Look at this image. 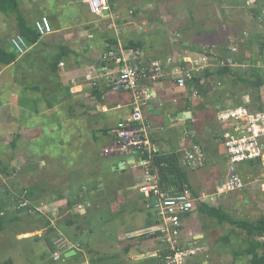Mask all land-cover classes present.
<instances>
[{"label":"rangeland","instance_id":"obj_1","mask_svg":"<svg viewBox=\"0 0 264 264\" xmlns=\"http://www.w3.org/2000/svg\"><path fill=\"white\" fill-rule=\"evenodd\" d=\"M211 2L212 0H197L193 3L192 11L196 16L191 22L194 25H191V30L185 27L170 28V33L179 31L181 35L177 37L163 35L159 38L161 44H165L168 38L186 40L196 51L187 54L194 56L201 48L204 51L207 49L215 52L213 57L208 58L210 65L207 64V68H211L212 71L216 67L215 64L228 55L232 57V61L241 62L242 65L238 68L244 70L245 75L249 76L253 71L256 74L262 73L264 77V28L260 29L257 25L238 20L236 21L238 25H234L238 38L235 32L231 36L230 33L221 30L223 27L219 26L220 22L215 10L209 9ZM20 9L23 14L33 16V19L46 15L53 30L57 29L60 32L42 36L38 46L30 45L24 54H16L17 58L14 62L0 65V203L30 193L26 196L29 203L41 210L25 213L26 209L23 208L18 213L16 210L19 209L17 208L19 199L18 203L15 202L6 208L3 229L0 231V263L11 259L12 264H83L85 261L87 264H144L142 261L129 259L131 256L135 257L137 247L143 246L135 243L138 239L136 233L147 225L149 218H152L149 212L142 208L137 198L135 185L139 180V170L117 172L111 170L116 167V163L114 167L111 166L113 162L124 159L121 155L103 156L101 153L102 146L113 140L112 129L115 125L112 127L105 125L107 122H103L102 112L97 109V105H101L102 102L97 100L96 96L76 97L75 90L68 95L71 82H68L69 78L64 73L67 57L64 58L63 65L58 66L57 74L49 69V64L60 50V45H66L76 51L84 50L86 47L84 40L78 41L74 35L80 28L87 26L90 29L88 25L93 23L86 26L80 24L91 21V13L80 0H20ZM155 9L154 5L151 7L142 5L139 11L142 17L154 15ZM166 13L167 19H170L172 12L166 11ZM206 28L211 31H207ZM16 33L18 32L15 16L0 12V47L13 50L10 38ZM112 34L111 31L101 33L99 38L109 37ZM208 42H216V44L213 46ZM237 43L239 45L235 50L229 48V45ZM89 44L99 45L97 42ZM97 48L101 47L97 46ZM103 48L105 51L114 50V46L109 44L108 47L106 44ZM117 48L119 50V47ZM148 51L151 58L154 57L152 59H161L166 49L161 53L153 51L152 48H148ZM142 54L146 60H151L146 53ZM177 56L176 58L181 61V55ZM88 57L92 60L93 54ZM78 75L79 73H72L69 76L77 78L80 76ZM227 78L217 79L212 74L207 81L208 87L218 89L217 95L224 97L218 98V101H226V104L220 105L221 108L229 105L232 94L242 93L245 89L242 83H235L232 76ZM31 85H37L39 89L29 88ZM182 93H177L176 98L188 102L197 99L196 103L193 102L200 111L206 109V105L213 104L211 99L206 98L207 94L198 93L194 98L191 94L185 96ZM259 94L264 101V84L259 87ZM243 101L245 102L244 99ZM22 102H30L32 110L29 109L30 111L26 113L25 110L19 112L18 106ZM146 110L143 111V116ZM217 110H214L215 114ZM124 112L126 109H117L105 115L108 121L110 118L113 121ZM197 116L194 125L190 128L182 121L173 118L170 124L165 123L166 136L169 137L166 146L167 149L179 151L181 154L179 164L181 163L180 166L187 171V177L191 180V187L186 185L185 187L194 189L197 193H211L224 178L225 173L218 164L221 163V155H224V152L217 151L218 146L213 142L215 136L209 131L210 124L201 123L200 115ZM19 120H23L26 126L32 125L33 130L36 127L37 130L32 132L30 138L12 137V133L17 132L20 127L18 124H22ZM150 125L154 136L162 131L157 132L158 129L153 122ZM162 134L164 135V131ZM185 136L187 141L184 140ZM218 137L219 135L216 138ZM181 139H183L182 144ZM189 141H196L207 149L208 156L204 152L203 165L183 163V151ZM216 151L221 155L218 154L213 160L210 154ZM18 159L20 163H17ZM211 162L214 167L217 166L213 168L214 172L210 169ZM242 164L243 168L239 171L246 183L244 189L206 204L223 208L224 212L236 218L255 220L264 214V188L258 187V184L264 182V179L259 177L263 169L255 164L250 166H246L247 163ZM58 189H61L62 194L66 196L70 189L88 194L90 200H87L80 210L87 211L85 215L87 221L80 217L76 218V222L81 226L80 231H76L74 225L63 221L70 217L75 218L72 216L78 213L79 204L69 208L65 202L64 208L60 207L58 210V215L54 217L51 215L50 210L53 206L50 201L58 194L56 192ZM107 199H112L113 202L109 208H104ZM200 203L196 202L189 215L182 219L183 222L181 220L184 226L183 237L187 238L189 243L200 247L199 253L193 259L191 257L188 264H231L234 251H243L251 238L264 239L256 235L250 237L243 229H237L228 221L221 222L216 217L200 212L197 209ZM43 205L46 208H43ZM69 209L74 214L69 212ZM47 218H57L60 221L57 220L56 223L45 227L49 222L45 221ZM134 220L137 222L133 223ZM35 230L39 231L36 233ZM25 231H34V234L19 235ZM195 233L202 234V237L199 235L193 238ZM54 234L72 243L78 240L80 254L72 262H65L63 255L59 260L52 258L53 249L49 242L54 238ZM225 235L229 236L227 241L222 239ZM127 245H130L128 251L125 250ZM148 246L149 244H146L145 247ZM259 251L261 252L262 249L260 248ZM237 257L239 264H248V256L245 253Z\"/></svg>","mask_w":264,"mask_h":264},{"label":"built area","instance_id":"obj_2","mask_svg":"<svg viewBox=\"0 0 264 264\" xmlns=\"http://www.w3.org/2000/svg\"><path fill=\"white\" fill-rule=\"evenodd\" d=\"M80 1L87 6L92 15L98 16L105 10L110 14L109 0ZM248 2L252 3L254 0ZM112 25L115 26L114 23L109 24ZM34 27L40 37L53 32L52 24L46 15L35 19ZM10 45L19 55L27 52L30 47L19 33L10 38ZM118 47L119 54L110 49L100 55V60L106 63L89 65L84 72V81L91 91L98 89L102 92L107 89L111 93L124 92L129 95L127 115L115 123L112 129L113 140L101 148L103 156H124V159L116 162L115 168L118 171L139 170L136 192L143 208L152 215L153 222L136 233V236L142 239L140 244L143 246L135 252V257L131 256L129 259L142 263L147 260L148 264H188L189 259L191 257L193 259L199 253L200 247L189 243L182 235L184 227L181 220L184 214L190 211L196 202H215L223 196L244 189L246 183L238 169L239 164L250 165V161L259 162V167L263 169L260 178L264 179V110H250L247 102L240 96L238 97L241 98L242 104L239 105L233 104L236 96L230 98L229 105L222 108L220 105L223 106L226 101H218L216 118L221 130L218 138L223 145L226 168L221 184L211 193L194 194L188 187L176 188L175 185L165 189L153 164L154 157L161 152L151 139V125L144 118L143 111L162 90L164 78H170L176 88L185 91L193 78L202 75L207 64L208 66L210 64L207 56L201 53L194 56L184 54L181 61L172 56L146 60L138 48L122 49L120 45ZM235 48L232 47L231 50ZM231 58L227 56L215 66L233 65ZM190 94L194 98L198 96L194 88L190 89ZM173 101L175 102L176 98ZM186 135L193 136L190 133ZM183 153L184 164L203 165L205 153L201 144L189 141ZM263 184L264 182L261 187ZM28 203L29 199L22 195L17 208L27 206ZM82 207L83 205L79 204L77 208L80 211ZM43 208L46 206L43 205ZM35 211L41 210L37 207L28 208V213ZM146 244L149 246L145 247ZM70 249L81 250L78 243L58 236L53 242L52 258L59 260L61 255ZM83 264H87L86 261Z\"/></svg>","mask_w":264,"mask_h":264},{"label":"crops","instance_id":"obj_3","mask_svg":"<svg viewBox=\"0 0 264 264\" xmlns=\"http://www.w3.org/2000/svg\"><path fill=\"white\" fill-rule=\"evenodd\" d=\"M72 1H76V0H72ZM109 1H110V5H111V11H110V15L107 18L103 19L100 16L92 17V14H91V16H90L92 18L91 21L83 22L80 24V25L86 26L90 23H93V25H88L90 29H88L86 26L84 28H80L79 30H76V33L74 36L77 37L78 41L84 40L86 47H84V50L78 49L79 51H76L75 49L71 48L72 52H70L68 54V56H66L67 59L65 61L67 63H65V65L67 67H66V71L64 70V73L70 79V80L68 79V82H71V85L69 87L70 92H67L68 95H71V92L72 93L75 92V94H77V95H75L76 97H79V96L80 97H86L88 95L93 96L91 89L87 86V83L84 81V72L89 65H98L100 63L99 62L100 61V55L105 51V49L103 47L106 44L108 45V43L106 42L107 38L117 39V44L120 46H121V43L123 44L124 42H127L129 40L139 42L140 44H142L141 45L142 50L144 51V53H146V55L149 58H151V55L148 51V48H152L153 51L155 50V51L160 52V53L166 49V51H164L165 52L164 55L161 58H166L167 56H172L174 59H177L176 58V57H178L177 55L183 56L184 54L190 53L192 51L194 53L196 52L193 49V46L189 43V41L179 40L177 38L176 39L168 38L166 40V43L162 45L161 39H159L161 36H163V35L168 36L169 35V37H171V35H172V37H177V36H180L181 33H179V31L175 32V33H170L169 28L166 26H163V23L158 21V19L161 21L163 20L161 16H158V15H145L144 16L143 15L141 17L140 11L136 10L137 7L140 6L139 5L141 3L140 0H109ZM248 1L249 0H212V2L210 4V8H209V5H208V8L215 10V13L217 14L218 20L220 22L219 26L223 27L221 30H224V32L226 31L227 34L230 33L231 36L236 33V38H238V35H237L238 33L236 32V29H234V27H235L234 25L235 24L238 25V22H236L238 20L245 21L246 23H249V24L251 23V24L257 25L260 29H261V27L264 28V15H263L264 0H254V2H252V3L248 2ZM153 5H154L153 3L147 4V6H149V7H151ZM217 10L220 11V14L218 13ZM24 16L28 22H32L33 20H35V18L33 19V16L29 17L28 15H25V14H24ZM193 16L195 18L196 14L193 13ZM140 20H142V21H140ZM111 23H114L115 26H113V25L109 26V24H111ZM230 23H232V24L230 25ZM188 25H190V24H185V25L180 24L178 26V28H184ZM190 30L191 29H189V31ZM206 30L211 31L209 28H206ZM108 31H111L113 34L110 35L109 37L105 36L104 38H99V36H101V33H105ZM53 32H60V31L55 29V30H53ZM233 32H235V33H233ZM86 38H88V39H86ZM233 39H234V37H233ZM39 41H40V39H39ZM38 42H36L35 44H33L31 46L37 45ZM92 42H97V43H99V45H102V46H99V45L94 46L92 44H89ZM210 43L213 46H215L214 44H216V42H208V44H210ZM238 45H239L238 43L232 44V45H229L230 46L229 48H231V46L237 47ZM97 46L101 47V48L98 49ZM91 47H93V48H91ZM161 49H163V50H161ZM178 52H180L181 54L180 53L178 54ZM87 54L88 55L93 54V57H95V58L92 57V60L91 59L89 60L90 57H88ZM181 56H180V58H181ZM64 58L59 62L58 66L63 65V63L65 62ZM152 58H154V57H152ZM60 63H62V65ZM241 65H242L241 62H235V63L233 62V66L235 68L241 67ZM263 68H264V65H263ZM75 72L79 73L80 76L78 75L79 77H77V78H72L71 76H69V75H72V73L76 74ZM237 82L239 83L238 80H237ZM162 83H163V84H161L162 90L160 91V93H158V95L154 99H152L150 101V104H149V105H152V107L154 109L159 108L161 110V113L160 114L148 113V111L146 110L144 112V117L150 123L153 122L155 124V127L158 129L157 132H160V130H162L160 133H157V135H155V136L150 131L151 139L155 144H157L161 153H169L171 151V149H167L168 147L166 146V140L169 137L166 136V132H167L166 128H165L166 124L164 122L163 117H164V115H169V114H172L175 112H179V111H176V108H177L176 105L177 104H175L173 102V99L176 98L177 93L180 94V92L182 93L184 91L176 88L174 86L173 82L170 80V78H164ZM214 91L208 92L209 94L207 93L206 98H208V100L211 99L212 101L218 102V98H220V96L214 97L212 95V93H214ZM237 95L242 97L245 100V102H247V103L250 100L249 95L244 90L242 93H239ZM221 98H224V97L222 96ZM196 100L197 99H193L192 101L188 102V100H182V99L176 98V102L178 101L180 105H187L188 106V109L183 110V111H190V116L192 118L191 121H193V122L196 121V118L198 117L197 114L200 115V113H201L200 109H196V106L194 105V102L196 103ZM129 101H130L129 95L127 93H124V92L111 93L109 91V93H107V92L103 93L102 100H101L102 104L97 105V109L99 108L98 110H100L102 112L103 122L104 123L107 122V124H105V125H109V126L113 127L119 119L125 117L128 113V110H129ZM187 103H189V104H187ZM32 108L33 107H32L30 102H22V103H20V106H18L19 112H23L25 110L24 113L29 112L30 111L29 109L32 110ZM218 108H219V106H216L214 104H211V105L208 104V105H206V109L204 108L203 111H206L208 109V111H212V113H214L215 112L214 110H216ZM117 109H126V112H124L120 117L115 118L113 121L111 118L108 121L105 113L112 111V110H117ZM196 110H198V112H196ZM173 119L182 121V123L184 125L186 124V122L182 118L175 117ZM173 119L171 118L168 124H170L171 120H173ZM17 120H18V118H17ZM19 121L22 122V124L21 123L18 124V126H20V127L18 128L17 132L15 131L12 133L13 134L12 137L16 136V137H20V139H25L26 137L30 138L32 132L37 130L36 127L33 130L32 125H30L31 127H29L28 125L27 126L25 125L23 120H19ZM112 127H111V129H112ZM163 131H164V135L162 134ZM183 139L180 140L181 144L183 143ZM214 139L216 142L215 141H213V142L218 146L217 151L223 153L224 149H223L222 142L219 140V138L214 137ZM184 140L187 141L186 139H184ZM202 148L204 149V152H206V155L208 156L207 149L203 145H202ZM217 151L214 154H210L211 159L214 160V157H217L218 154L221 155V153H218ZM223 162H224V155H221V163H218V164H220V168H221L222 172L224 171L223 173H225L226 168H225V170H223L224 165H225ZM17 163H20V159L17 160ZM115 163L116 162H113L111 164V166L114 167ZM212 164L213 163L211 162L212 167H210V169L217 167V166L214 167ZM244 164H246V163H244ZM242 165L243 164H239L238 169L243 168ZM246 166H250V165L247 163ZM114 169H116V168L115 167L111 168V170H114ZM211 172H214V169ZM261 175H262V173H260V176ZM220 176H221V173H220L219 177ZM188 180L191 184V180L190 179H188ZM261 184L262 183L258 184L259 188H260ZM171 185H172V187L174 186V184H171ZM262 188H264V187L262 186ZM138 201L141 203V199ZM65 202H66L65 199L50 201V204H52V206H53L50 210L51 215L53 217H54V215H58V210H60V207L64 208L63 206H65ZM141 206H142V203H141ZM69 212L73 213L72 210H70V209H69ZM79 212L82 213L83 211H79ZM57 218L45 219L46 222L49 221V222H47L48 224L45 227H48L49 225L56 223L57 220L60 221L59 220L60 217H59V219H57ZM185 218H186V216L185 217L183 216L182 219H185ZM67 220L68 219L63 220V221H65L67 224L74 225L75 230L80 231L79 230L80 228H77V227H79L77 225L80 223H78L76 221L70 223ZM137 220H134L133 223H136ZM182 222H183V220H182ZM182 225H183V223H182ZM45 230L48 231V229H46V228H45ZM35 231L37 233L39 230H35ZM33 232L34 231H25L19 235L26 233V235L30 236V233L34 234ZM19 235H17V236H19ZM199 235L202 237V234L195 233L193 238L197 237ZM57 237H58V235L54 234V238L50 239L49 243L51 244L52 249H53V241ZM66 237L68 239L70 238L68 236H66ZM77 241L74 243H78ZM78 251H75L72 255H70L67 258L63 257L64 261L65 262L66 261L72 262L74 260V258L77 257ZM78 254H80V253H78ZM71 264H75V263H71Z\"/></svg>","mask_w":264,"mask_h":264},{"label":"trees","instance_id":"obj_4","mask_svg":"<svg viewBox=\"0 0 264 264\" xmlns=\"http://www.w3.org/2000/svg\"><path fill=\"white\" fill-rule=\"evenodd\" d=\"M141 3L139 4L140 6L142 5H147L148 3H153L155 6V10H154V15H158L161 16L163 19L162 21L158 19L159 22L163 23V26L170 28L173 27H178L180 24L185 25V24H190L188 26H186L185 28L187 30L191 29V25H193V23H191L194 19L193 16V8H192V4L195 3L197 0H140ZM179 5V7H178ZM140 6L137 7V11L140 10ZM177 6V8L175 7ZM173 7V8H172ZM175 7V8H174ZM170 9V10H169ZM166 11H168L171 15H170V19H167V13ZM0 12L6 15L9 14H13L15 16L16 19V29L17 32L19 34H21L26 41L30 44L33 45L36 42L39 41L40 39V35H38L35 27H34V20L32 22H28L24 16V14L22 13L21 9H20V0H0ZM40 17V16H39ZM37 19V18H36ZM194 26V25H193ZM107 43L111 46H114V50L116 51L117 54H119L118 52V44H117V39L115 38H107L106 39ZM141 45L139 42H135L133 40H129L127 42H124L123 44L121 43V48L122 49H129V48H133V49H140L142 52H144L141 48ZM108 47V45H107ZM230 47V46H229ZM233 47V46H231ZM60 50L54 55L52 61L49 64V69L54 72L55 74L58 73V64L59 62L66 56H68V54L70 52H72L71 48L66 46V45H60ZM108 50V49H107ZM106 50V51H107ZM201 54H204L207 56V58L209 57H213L214 56V51H208L207 49L204 51L202 48L198 49ZM199 52V53H200ZM17 53L14 50H9V49H5L4 47H0V65H9L12 62H14L17 58ZM228 56V55H227ZM225 56V57H227ZM224 57V58H225ZM162 59V58H161ZM101 64L106 63L105 61H99ZM234 63L236 61H233ZM253 71L250 73L249 76L245 75L246 73H244V70L242 69H238L235 68L233 65H217V67H215L214 71L211 70V68H206V70L203 72L202 75L199 76H195L193 78V80L188 84V87L186 88V90L184 91L185 93L182 95H188L190 94V89L194 88V90L197 91V93L199 94H204L206 95L208 92L210 91H214V87H208V80L209 77L214 74L215 77H217V79H228V76H232L234 78V82L236 83L237 80L243 84V87H245L244 91L249 95L250 100L247 103V106L250 110L252 111H263L264 110V101L261 98V95L259 94V87H261V85L264 84V77L263 74H256L253 73ZM29 88L32 89H39V86L37 85H31ZM247 88H250V90H246ZM223 89V88H222ZM218 90V89H216ZM214 91V93H212V95L214 97H219L220 95H217L219 93H217V91ZM233 91V89H232ZM109 93V91L107 89H104V91H100L98 89L96 90H92V94L93 96L97 97V100H102V96L103 93ZM188 92V93H187ZM220 92V91H219ZM118 93V92H115ZM236 96V101H234V105H239L242 104V101L240 100L241 98L238 97L237 94H232L231 97H235ZM221 97V96H220ZM175 104H177V108L176 111H183V110H187L188 106L187 105H180L179 102H174ZM214 105H218V103L216 101H213ZM208 108V107H207ZM209 109V108H208ZM208 109L206 111H201L200 113V122L201 123H209L210 124V133H212L215 137H217V135H219L221 133L220 130V126L217 123V118H216V114L212 113V111H208ZM147 114V113H146ZM187 127H191L194 125L193 121L190 122H186L185 124ZM12 145H14V143H12ZM181 154L179 153V151H171L169 153H160V155L155 156L153 159V164L156 167V173L158 174L159 178H160V182L163 184L164 181H168L169 184H174L176 188H181L182 186H189L191 187V184L188 180V174L187 171L180 166L179 164V160H180ZM250 163L253 165L254 161H250ZM256 165H260L259 162L254 163ZM1 169V168H0ZM117 169H114L113 172H117ZM191 189V188H190ZM192 192L194 194H197V191H195L194 189H191ZM61 189H58L56 192L58 193L57 195L53 196L51 201L53 200H60V199H65L66 200V206H68L69 208H72L75 205L78 204H82L83 206L86 204L87 200H90V198L88 197L87 193H79L76 192L74 189H70L69 190V194L66 196L64 194H62L63 192H61ZM7 192V191H6ZM30 193L26 194L29 195ZM25 196V195H24ZM25 196V197H26ZM27 198V197H26ZM137 198H139V195L137 194ZM20 200L19 197H15L13 199H9V201H7L6 203H0V231L3 229V224H4V211L6 210V208H8L11 204H15L18 203L17 200ZM140 200V198H139ZM111 202H113V200L111 199H107V202L104 206L109 208L110 204H112ZM109 203V204H108ZM142 203V202H141ZM33 204L32 203H28L27 206H23L19 209H17L16 211L18 213L21 212V210L23 208L26 209L25 213H28V208L33 209ZM143 208V206H142ZM198 210L202 213H205L207 215L216 217L219 221H228L229 224H231L232 226L237 227V229H243L248 236H262L264 238V214L261 215L258 219L255 220H246V219H241V218H236L233 217L231 215H229L228 213L224 212L222 209H220V207H213V206H209L206 203H200L197 206ZM96 210V209H95ZM73 212V211H72ZM87 213V211L85 210L84 213H80L78 210V213L72 217L75 218H69L67 221L72 223L74 221H76L77 217L86 219L87 221V217L85 216ZM190 213V211H188L187 213L184 214V216H187ZM74 214V212H73ZM149 215H151V213L149 212ZM152 216V215H151ZM86 217V218H84ZM153 222L152 218H149L147 220V225H150ZM48 224V223H46ZM146 225V226H147ZM77 228L81 229V226L78 224ZM92 228V227H91ZM96 228V227H95ZM223 240H228L229 236L225 235L222 237ZM135 243H142V239L138 238L136 240ZM140 245V244H139ZM137 245V246H139ZM129 246L127 245L125 246V250L128 251L129 250ZM138 250H140V246L137 247ZM262 249V251L260 252L259 249ZM80 251L77 252V256L79 255ZM245 253L248 257L247 261L248 264H264V239L263 240H259V239H254L251 238L248 241V244L246 245L245 249L241 252L239 251H234V259L231 262V264H239L237 259L240 254ZM77 258V257H76ZM149 262L147 260H145L144 264H148ZM0 264H12L11 259H7L3 262H1Z\"/></svg>","mask_w":264,"mask_h":264},{"label":"water","instance_id":"obj_5","mask_svg":"<svg viewBox=\"0 0 264 264\" xmlns=\"http://www.w3.org/2000/svg\"><path fill=\"white\" fill-rule=\"evenodd\" d=\"M217 11L220 14V11L219 10H217ZM109 15H110L109 12L107 10H105V11H103V13L99 14L98 16H100L101 18L104 19V18H107ZM263 15H264V12H263ZM95 16L96 15H94V14L92 15V17H95ZM146 109H147L148 113H155V114H160L161 113V110L159 108H155L154 109L152 107V105H148ZM175 117H177V118H183V120L185 122H190L192 120V118L190 116V111H181V112L172 113V114H169V115H164L163 118H164L165 123L168 124L169 121H170V119L171 118H175ZM163 184H164V188L165 189H170V187H172V185L169 184L168 181H164ZM74 252L75 251L73 249H70L68 251H65L64 254H63V256L67 258L70 255H72Z\"/></svg>","mask_w":264,"mask_h":264}]
</instances>
